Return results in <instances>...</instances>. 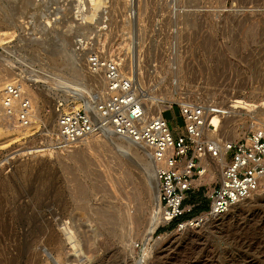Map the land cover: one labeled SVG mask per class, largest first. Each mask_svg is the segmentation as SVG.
<instances>
[{
	"label": "rangeland",
	"instance_id": "rangeland-1",
	"mask_svg": "<svg viewBox=\"0 0 264 264\" xmlns=\"http://www.w3.org/2000/svg\"><path fill=\"white\" fill-rule=\"evenodd\" d=\"M78 2L0 0V31L12 33L0 42V93L7 81L30 86L38 121L34 130L21 129V137L18 128L0 124L19 135L0 145V264H264V187L214 221L206 211L189 216L191 207L151 230L146 147L100 133L68 149L27 154L50 143L56 102L83 104L58 76L80 82L83 98L101 88L97 77H87L84 61H76L83 58L72 44ZM100 7L111 12L106 54L124 61L145 100L171 102L163 118L178 126L173 136L184 131L180 103L253 105L231 109L232 120L222 117L216 135L205 134V140L234 141L264 130V0H103ZM129 8L137 14H126ZM59 38L73 63H64ZM215 165L214 174L193 181L186 206L192 196L207 205L221 168ZM197 217L204 219L199 226L176 231Z\"/></svg>",
	"mask_w": 264,
	"mask_h": 264
},
{
	"label": "built area",
	"instance_id": "built-area-1",
	"mask_svg": "<svg viewBox=\"0 0 264 264\" xmlns=\"http://www.w3.org/2000/svg\"><path fill=\"white\" fill-rule=\"evenodd\" d=\"M90 9L84 0L73 9L76 33L72 44L76 53H82L87 73L97 77L102 89L95 87L78 108L56 102L52 142L39 144L36 153L48 148L68 149L75 142L100 133L148 148L159 187L154 212L160 223L158 227L170 225L194 206H186L184 202L193 181L205 174L201 160H216L221 153L224 157L218 180L206 195L208 217L226 214L264 187V130L255 129L234 141L205 140L202 131L205 118L219 111L212 106L183 103L177 108L184 131L173 136L171 125L163 118L164 110L173 106L159 115L146 114V100L131 71L125 69L124 61L118 56L106 54L110 9L100 7L88 25L81 16L89 14ZM126 14L134 15L137 11L129 8ZM94 22L99 23L97 27ZM85 28L89 31L84 32ZM33 115L32 101L20 83L7 84L0 93V124L6 122L24 129L30 126Z\"/></svg>",
	"mask_w": 264,
	"mask_h": 264
},
{
	"label": "bare ground",
	"instance_id": "bare-ground-1",
	"mask_svg": "<svg viewBox=\"0 0 264 264\" xmlns=\"http://www.w3.org/2000/svg\"><path fill=\"white\" fill-rule=\"evenodd\" d=\"M102 1L103 0H88V3L91 5V11H90V13L89 14H84V15H82L81 16V18H82V20L84 21V23H87L88 25L89 24H91V23H88V21H92L93 20V17H94V15L96 14V12H97V10L99 9L98 7H99V5L100 4H102ZM55 14H60L59 13V11L57 10L56 11V13ZM58 18H56V19H53V20H57ZM87 21V22H86ZM46 23H48V22H46ZM49 24V23H48ZM98 24L99 23H95V26L97 27L98 26ZM45 25V24H44ZM77 30H78V28H77ZM11 32H9V31H0V42H5V39L6 38H8V37H10L11 36ZM61 36V35H60ZM63 40L64 39H61V38H59V41H60V45H59V51H60V53L62 54V53H65V52H67V51H65L66 49H65V46L63 45ZM65 49V50H64ZM71 50H68V52L67 53H65V55L67 56L66 58H67V60H64V63H65V61L67 62L68 61V59L70 60L71 59V62H72V59H73V55L71 54V52H70ZM75 52V51H74ZM62 56V55H61ZM78 58V59H77ZM79 58H80V60H79ZM76 61H78V62H80V61H82L83 62V58H82V56L81 57H77L76 56ZM73 63V62H72ZM74 63H76V62H74ZM79 64V63H78ZM75 64H73V66H74ZM77 65V64H76ZM76 67V66H75ZM83 69V68H82ZM85 69V68H84ZM75 73H76V75H78V74H80L79 73V71L78 70H75L74 71ZM87 72V71H86ZM49 75V74H48ZM86 75V74H85ZM87 77H90V78H92V79H94V77H91V76H87ZM48 78V77H47ZM46 78V81L48 80ZM51 78H53V77H51ZM50 78V79H51ZM44 79V78H43ZM50 79H49V82H50ZM54 79V78H53ZM73 79V78H72ZM45 80V79H44ZM56 80H57V83L58 84H60L63 88H66L67 90H68V88L70 89V88H72L71 89V96L70 97H72L73 99H75V100H77V101H84V98L82 97L83 96V93H81V91L83 90L84 91V86L82 85V84H80V82H76V81H70V80H68V79H66L65 77H61V76H58L57 78H56ZM80 80V79H79ZM45 81V82H46ZM54 81H55V79L53 80V83H54ZM56 82V81H55ZM6 83V82H5ZM10 83V81H7V83L5 84V85H7V84H9ZM48 83V82H47ZM52 83V82H51ZM20 85H21V87H22V89H25L27 92V94H28V96H29V98L31 99V101H32V103H34V104H36L35 103V98H34V93H33V89L32 88H30V86H28V87H26V86H24L22 83H20ZM50 85V84H49ZM52 85V84H51ZM56 85V84H55ZM48 87V86H47ZM102 89V86H101V88H100V90ZM77 104V103H76ZM180 104H183V103H180ZM34 106V105H33ZM78 106H79V104H78ZM78 106L76 105L75 106V108H78ZM171 106V102H168V104L167 105H159L158 104V100L157 99H154V98H152V97H148L147 99H146V101H144V107H145V112H146V114H148V115H159L160 113H161V111L162 110H164V109H166V108H169ZM253 105L252 104H248V103H246V102H244V101H241V100H234V102L230 105V106H228V107H225V106H223V107H218V108H216L218 111H219V113L218 114H214V115H210V114H207V116H206V118H205V121H204V125H203V134L205 135V134H207L208 136H210V137H213V136H215L216 135V133L218 132V130H219V128H220V126H221V118L222 117H225V118H229V119H231V118H233V116H231V115H229V113L230 114H234V112L233 111H231V109H237V108H243V109H246L247 107H252ZM254 108V107H253ZM35 112H34V115H33V117H32V122H31V124H30V126H28V128H29V130L30 129H33V128H35L34 127V125L38 122L37 121V109H36V105H35ZM227 115H229V116H227ZM235 115V114H234ZM227 116V117H226ZM39 120V119H38ZM232 120V119H231ZM33 125V128H31V126ZM54 126H55V123H54ZM11 127V126H10ZM9 127V128H10ZM36 127H37V125H36ZM2 128V127H1ZM5 128V127H4ZM8 128V127H7ZM14 128V127H13ZM12 128V129H13ZM28 128H25L24 130H27ZM234 128V127H233ZM236 128V127H235ZM235 128L234 129H231V132L233 131V130H235ZM6 129V128H5ZM11 129V130H12ZM19 129V128H18ZM8 130V129H7ZM34 130V129H33ZM9 131V130H8ZM16 132H17V134H19L20 135V137H21V135H23L20 131H21V129H19V130H15ZM230 131V130H229ZM23 132V131H22ZM25 132V131H24ZM23 132V133H24ZM27 132V131H26ZM14 132H13V130H12V133H9V132H7V131H4V129L3 130H1L0 129V145L1 144H4V143H8L9 141H11L12 139H16V138H19L18 136L19 135H17V134H13ZM30 132H28V134H29ZM234 133H235V131H233V135H234ZM13 134V135H12ZM15 135V136H14ZM95 135H97V134H94V135H92L91 137H93V136H95ZM103 135H106V136H113V137H115L114 135H108V134H104L103 133ZM206 135V136H207ZM12 136H14V137H12ZM23 136H25V135H23ZM117 138H119V137H117ZM50 139V141H51V138H49ZM86 139H88V138H85V139H82V140H80V141H77V142H75V144L76 143H79V142H81V141H85ZM98 139V138H97ZM52 142V141H51ZM87 142V141H86ZM88 142H89V140H88ZM87 142V143H88ZM129 143H131L132 145L134 144V145H138V144H135V143H133V142H131V141H128ZM90 144V143H89ZM88 145V144H87ZM89 146V145H88ZM37 146H34V147H31V148H28L29 150H28V153L27 154H31V153H36L37 151ZM90 149V148H89ZM148 149V148H147ZM147 156H148V159H149V162H148V165H149V169H148V171L150 172V174L152 173V179H151V181L148 183L149 184V188L150 189H152V193H153V201H154V211H153V213H152V215H151V217H150V219H149V222H150V226H149V229H151V230H153L154 228H156L160 223L157 221V219H156V217H155V214H154V212H155V209H156V207H157V205H158V189H159V187H158V180H157V177H156V166H155V164H154V162H153V160H152V157H151V151L148 149V153H147ZM216 161V162H215ZM215 163H218L219 164V166L221 167L223 164H224V157H223V153H221L220 154V156H219V158L218 159H216V160H208V161H206V159H204V160H201V164H202V166L205 168V172L206 171H208L211 175L212 174H214V169H215ZM217 167V166H216ZM252 198V197H251ZM250 198V199H251ZM249 200V199H248ZM248 200H246V201H248ZM245 202V201H244ZM244 202H242V203H244ZM242 203H240V204H237V205H235V206H233L232 208H231V210L232 209H234L235 207H237V206H239V205H242ZM230 211V210H229ZM228 213V212H227ZM206 215V214H205ZM207 216V215H206ZM108 217V216H107ZM138 217H139V215H138ZM201 217H204V216H201ZM222 217V216H221ZM209 218V220H215L217 217H208ZM128 219L129 220H131L132 222H133V220H135V218L134 219H132L130 216H128ZM138 219V218H137ZM204 219H202V218H200V217H197V218H194V219H192V220H187V221H183V222H181V223H179L178 225H177V228H176V231H181V230H185V229H189V228H195V227H197V226H199L200 225V222H202ZM208 220V219H207ZM140 221V220H139ZM137 222V221H136ZM141 222V221H140ZM203 223V222H202ZM138 224V223H137ZM220 224V223H219ZM148 230V229H147ZM150 230V231H151ZM190 230V229H189ZM149 231V230H148ZM72 238V237H71ZM68 239H69V237H68ZM71 240V239H70ZM73 246V245H72ZM74 247V246H73ZM144 253L143 254H145V249H144V251H143ZM147 255V254H146ZM145 256V255H144ZM144 258V257H143ZM57 262V261H56Z\"/></svg>",
	"mask_w": 264,
	"mask_h": 264
},
{
	"label": "trees",
	"instance_id": "trees-1",
	"mask_svg": "<svg viewBox=\"0 0 264 264\" xmlns=\"http://www.w3.org/2000/svg\"><path fill=\"white\" fill-rule=\"evenodd\" d=\"M187 203L189 205H194L191 213H189L190 214L189 216H191L192 214L198 213V212L206 211V209H207V205H206L205 201H202L200 196L190 197V199L187 201ZM196 204H198V205H196ZM159 230H162V229H159Z\"/></svg>",
	"mask_w": 264,
	"mask_h": 264
},
{
	"label": "crops",
	"instance_id": "crops-1",
	"mask_svg": "<svg viewBox=\"0 0 264 264\" xmlns=\"http://www.w3.org/2000/svg\"><path fill=\"white\" fill-rule=\"evenodd\" d=\"M171 128H172V131H173V129H176V128H178V126L174 127V126H172V125H171Z\"/></svg>",
	"mask_w": 264,
	"mask_h": 264
}]
</instances>
